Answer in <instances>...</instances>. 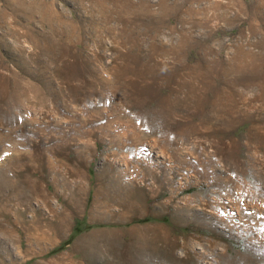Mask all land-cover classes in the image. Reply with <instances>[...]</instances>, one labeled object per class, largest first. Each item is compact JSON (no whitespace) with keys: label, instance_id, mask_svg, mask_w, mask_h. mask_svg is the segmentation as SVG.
<instances>
[{"label":"rangeland","instance_id":"374dc122","mask_svg":"<svg viewBox=\"0 0 264 264\" xmlns=\"http://www.w3.org/2000/svg\"><path fill=\"white\" fill-rule=\"evenodd\" d=\"M71 263L264 264V0H0V264Z\"/></svg>","mask_w":264,"mask_h":264},{"label":"bare ground","instance_id":"6f19581e","mask_svg":"<svg viewBox=\"0 0 264 264\" xmlns=\"http://www.w3.org/2000/svg\"><path fill=\"white\" fill-rule=\"evenodd\" d=\"M43 6H45V5H43ZM46 10H47V9H46ZM46 10H45V11H46ZM44 13H45V12H44ZM46 15H47V14H46ZM54 16H55V15H54ZM47 18H48V17H47ZM62 57H63V56H62ZM55 58H56V57H55ZM59 61H60V60H59ZM63 62H64V61H63ZM59 63H60V62H59ZM56 64H58V61H57ZM56 66H57V65H56ZM57 67H58V66H57ZM168 74H169V73H168ZM127 84H129L128 81H127ZM133 86H134V85H133ZM158 90H159V89H158ZM157 95H158V94H157ZM20 98H21V97H20ZM231 100H232V99H231ZM168 101H170V100H168ZM234 101H235V100H234ZM237 101H238V99H237ZM163 102H164V101H163ZM173 102H174V101H173ZM161 104H162V103H161ZM163 104H165V103H163ZM166 105H167V104H166ZM46 106H47V105H46ZM164 106H165V105H164ZM165 107H166V106H165ZM167 108L169 109L168 106L166 107V110H167ZM171 109H172V108H171ZM171 109H170V110H171ZM162 113H163V112H162ZM136 119H137V118H136ZM135 121H137V120H135ZM58 217H59V216H58ZM71 264H72V263H71Z\"/></svg>","mask_w":264,"mask_h":264}]
</instances>
